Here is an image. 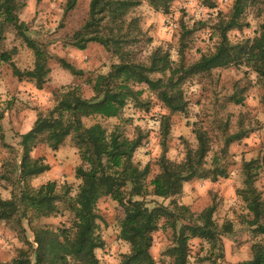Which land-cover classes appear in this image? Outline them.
<instances>
[{"label": "trees", "instance_id": "trees-1", "mask_svg": "<svg viewBox=\"0 0 264 264\" xmlns=\"http://www.w3.org/2000/svg\"><path fill=\"white\" fill-rule=\"evenodd\" d=\"M257 1L232 0L227 14H218L216 19L202 22L205 26L213 22L211 27L218 35L219 43L213 51L203 53L197 61L187 64L184 50L187 38L194 30L184 21L179 36V62L162 46L151 47L144 56L140 47L146 41L151 42V38L146 37L140 18L131 16L140 0H90L87 19L72 44L84 50L90 42H97L120 60L112 63L107 73H99L91 80L92 96H84L78 86L56 92V103L47 114L40 113L27 131L13 134L21 151L20 159L10 164L14 166L10 172L11 196L4 198L0 194V222L14 223L28 248L22 249L9 264H102L97 250L106 245L99 231L98 203L103 197H111L123 209L118 236L128 243L129 251L122 253L117 264H157L151 251L154 233L168 224L172 229V244L165 253L172 259L171 264L190 263L192 239L206 241L212 247L220 246L222 235L231 232L233 227L231 222L221 226L216 223L215 204L194 212L177 200L184 184L194 178L217 180L228 176L226 166L216 155L207 167L210 146L206 131L195 128L197 145L187 144L184 159L174 161L166 155L165 144L171 115L163 116L164 149L158 159L159 172L148 181L150 164L140 167L134 161L136 151L147 137L144 130L136 126L134 136L130 137L123 126L116 125L109 131L99 122L87 126L84 118L117 117L130 102L148 108L149 102L141 98L143 91L136 88L140 84L154 92L171 113L184 112L188 107L185 82L216 68L244 65L253 70L264 85V22L253 38L235 42L229 38L230 31L247 25L245 12ZM171 2L149 0L155 10L163 13H169ZM75 4L76 0H68L65 13ZM19 9L16 0H0V76L1 65L9 63L14 75L42 88L51 71V55L46 44L27 34L28 24L19 18ZM8 26H13L33 50L32 68L21 69L13 59L15 48H3ZM59 60L73 74L84 73L65 58L59 57ZM154 74L159 76L154 77ZM231 99L242 102L237 93ZM3 117L4 111L0 108V137L13 149L5 140ZM69 136L80 157L75 169L76 177L81 179L77 193L72 195L66 185L59 189L56 180L33 186L31 180L50 169L43 157L33 156V150L41 143L58 149ZM239 138L238 132L229 134L226 143ZM261 171H264V152L259 158L243 162L245 186L238 194L252 214L249 224L256 232L264 233V198L256 185ZM150 195L170 199V202L167 205L155 202L150 207L147 200ZM61 205L72 214L68 225L53 227L43 222L44 218L61 212ZM25 223L33 233V241L27 238ZM256 247L253 259L244 264H264V245L257 244Z\"/></svg>", "mask_w": 264, "mask_h": 264}, {"label": "rangeland", "instance_id": "rangeland-1", "mask_svg": "<svg viewBox=\"0 0 264 264\" xmlns=\"http://www.w3.org/2000/svg\"><path fill=\"white\" fill-rule=\"evenodd\" d=\"M20 9L19 18L28 24L27 34L46 44L51 55L49 65L51 71L42 88L28 79L14 75L9 63L1 65L0 76V108L4 111L2 123L5 128V140L0 137V194L4 198L11 196L13 189L10 172L19 162L20 148L14 133L27 131L40 113L47 114L56 103V92L68 87L78 86L84 96L94 94L91 80L99 73H107L120 57L108 52L97 42H90L86 49L80 50L72 42L79 35L82 25L88 16L90 0H76L72 10L65 13L68 0H16ZM140 5L133 9L131 16L140 18L141 26L147 38L140 47L142 55H146L151 47L162 46L171 52L174 60L180 61L179 36L181 23L184 21L194 31L187 38L184 50L185 63L197 61L203 53H209L219 43L212 23L202 22L230 11L232 0H172L169 13L155 10L149 0H140ZM242 29L229 32L232 42L242 38H253L257 35L260 24L264 22V2L258 0L247 8ZM168 20L178 24L173 29ZM4 49L15 48L13 59L21 69L32 68L35 55L13 26L5 30ZM63 57L83 74H73L65 69L59 60ZM154 77L159 74H154ZM143 91L141 98L149 102L148 108L136 106L130 102L117 117L102 118L92 116L84 118L89 126L101 123L109 131L116 125L123 126L125 132L133 137L136 126L147 133L143 144L134 155V161L140 167L147 163L151 166L148 181L159 172L158 159L163 153L164 139L162 124L164 117L171 115L170 132L165 139L166 155L174 161L185 157L186 146L197 145L195 128H201L209 136L210 151L207 167L216 155L228 172L227 177L217 180L210 178H194L186 182L177 200L188 205L192 211L200 212L207 206L215 204L214 219L221 226L232 223V231L222 235L221 244L212 247L200 239L191 241V259L189 264H244L253 259L257 244L264 245V233L256 232L249 224L252 214L246 203L238 194L245 186L243 162L261 157L264 152V85L257 79L256 73L249 67L230 66L213 69L208 74L195 76L184 84L188 107L184 112L171 113L150 91L145 84L136 85ZM237 93L242 102L236 103L231 96ZM241 138L226 143L227 136L234 133ZM34 157H43L50 164V169L31 180L33 186H39L49 180H56L59 189L66 185L70 193L75 195L81 179L76 177V166L80 163L78 149L71 136L58 148L52 149L46 144H39L33 150ZM256 185L264 198V171L258 176ZM148 205L155 202L169 204L170 199L148 196ZM101 215L99 231L106 241L103 249L97 250L102 264H117L122 253L129 251V245L118 236V222L123 209L111 197H103L98 203ZM71 212L61 205V212L56 216L43 219L50 226L68 225ZM164 220L161 221V224ZM264 225V218L262 220ZM11 222H0V264H9L22 249L28 248L23 235ZM27 238L33 241V233L27 226ZM172 244V229L165 225L154 233L151 248L157 264H171L172 259L165 253ZM222 253L223 256H219Z\"/></svg>", "mask_w": 264, "mask_h": 264}, {"label": "built area", "instance_id": "built-area-1", "mask_svg": "<svg viewBox=\"0 0 264 264\" xmlns=\"http://www.w3.org/2000/svg\"><path fill=\"white\" fill-rule=\"evenodd\" d=\"M168 25H169L171 28H173V29L177 28V26H178V24L172 22L171 20H168Z\"/></svg>", "mask_w": 264, "mask_h": 264}, {"label": "crops", "instance_id": "crops-1", "mask_svg": "<svg viewBox=\"0 0 264 264\" xmlns=\"http://www.w3.org/2000/svg\"><path fill=\"white\" fill-rule=\"evenodd\" d=\"M81 50V49H80Z\"/></svg>", "mask_w": 264, "mask_h": 264}]
</instances>
